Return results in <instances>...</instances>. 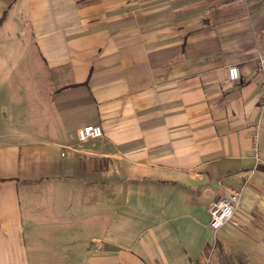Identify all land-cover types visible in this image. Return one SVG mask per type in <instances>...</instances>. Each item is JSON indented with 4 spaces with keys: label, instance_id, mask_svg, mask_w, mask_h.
I'll return each mask as SVG.
<instances>
[{
    "label": "crops",
    "instance_id": "0c3cea01",
    "mask_svg": "<svg viewBox=\"0 0 264 264\" xmlns=\"http://www.w3.org/2000/svg\"><path fill=\"white\" fill-rule=\"evenodd\" d=\"M261 59L264 0H0V264H264Z\"/></svg>",
    "mask_w": 264,
    "mask_h": 264
},
{
    "label": "built area",
    "instance_id": "2783aa9c",
    "mask_svg": "<svg viewBox=\"0 0 264 264\" xmlns=\"http://www.w3.org/2000/svg\"><path fill=\"white\" fill-rule=\"evenodd\" d=\"M259 72L262 76L264 85V59L259 63ZM229 80L238 82L241 80V73L237 66H231L228 69ZM260 109L264 113V96L260 104ZM103 136V129L99 125H88L78 131V139L85 142L89 139H98ZM240 204V193L231 192L226 197L218 198L212 201L208 206L210 216V228L218 231L228 224H235L234 219ZM101 247V246H100Z\"/></svg>",
    "mask_w": 264,
    "mask_h": 264
}]
</instances>
